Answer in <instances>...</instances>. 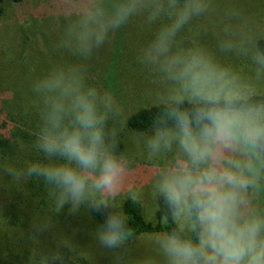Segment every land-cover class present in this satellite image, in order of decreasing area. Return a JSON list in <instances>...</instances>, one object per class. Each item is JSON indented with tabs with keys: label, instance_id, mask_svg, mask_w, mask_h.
<instances>
[{
	"label": "clouds",
	"instance_id": "clouds-1",
	"mask_svg": "<svg viewBox=\"0 0 264 264\" xmlns=\"http://www.w3.org/2000/svg\"><path fill=\"white\" fill-rule=\"evenodd\" d=\"M211 0H65L61 46L77 63L56 65L33 80L35 159L0 162L11 185L43 182L54 212L32 222L28 264L91 259L67 236L52 247L39 235L67 208L102 213L92 238L118 264L129 244L120 199L141 203L136 163L119 148L127 127L117 96L91 82L87 62L133 17L157 25L138 60L164 83L156 113L132 131L150 170L148 188L167 225L151 233L149 255L133 264H264V43L225 25L221 52L244 57V74L208 48L178 37L209 12Z\"/></svg>",
	"mask_w": 264,
	"mask_h": 264
},
{
	"label": "rangeland",
	"instance_id": "rangeland-1",
	"mask_svg": "<svg viewBox=\"0 0 264 264\" xmlns=\"http://www.w3.org/2000/svg\"><path fill=\"white\" fill-rule=\"evenodd\" d=\"M64 2L24 0L18 5H5L0 17V82L2 64L15 61L19 55H26L28 50L31 53L27 57V72L33 78H38L53 66L78 62L77 57L61 46L65 26L61 12ZM225 25H231L234 29L242 27L257 40L264 38V0H211L209 12L195 18L178 40L184 46L202 45L215 53L223 63L234 66L241 73L251 74L253 69L246 58L218 49V39ZM156 27L146 24L143 16L133 17L122 29L113 33L110 40L87 62L90 81L117 96L123 119L131 110L154 105L157 95L165 87L155 73L138 60L139 50L151 39ZM1 90L0 135L8 133L6 136H9L10 130L19 126L15 121L17 114L21 113V104L15 99H8V93L4 92L6 89ZM3 100L8 101L10 108L1 106ZM9 112L14 115L15 121L8 122ZM30 116L33 119L36 117L34 112ZM131 137L132 132L124 129L120 134L119 148L136 163V177L144 185L141 197L143 216L147 221H154L156 199L148 188L150 170L146 166L142 147ZM20 151L23 154L31 153L29 145H21ZM35 158L17 157L12 160L0 159V162L22 164ZM118 199L121 207L124 200ZM51 215L54 212L42 181L30 179L19 185H11L9 178L0 173V264H28L31 246L28 237L32 234V222L37 217ZM12 221H16L17 226H12ZM53 223V231L39 235L42 247H52L57 238L67 236L75 248L91 253L89 260L71 253L78 264H118L109 253L95 244L92 232L97 224L89 210L82 209L79 214L70 215L65 208L53 217ZM149 238V234H144L129 242L120 264H133L138 257L151 254L152 250L147 244Z\"/></svg>",
	"mask_w": 264,
	"mask_h": 264
},
{
	"label": "trees",
	"instance_id": "trees-1",
	"mask_svg": "<svg viewBox=\"0 0 264 264\" xmlns=\"http://www.w3.org/2000/svg\"><path fill=\"white\" fill-rule=\"evenodd\" d=\"M24 0H0V17L4 13V7L6 4L18 5ZM258 41L264 43V38L258 39ZM28 54L19 55L18 58L11 63H3V70L1 75L0 90L8 93V99H15L21 104V113L17 114L16 121L14 115L9 112L8 122L15 121L18 122L19 126L14 128L13 131L10 130V135L6 134L0 135V159L1 160H12L17 157H22L24 159L33 156L34 158L38 155L32 150V138L33 132L37 124V117L33 119L30 116L31 112L36 115V105L37 99L33 96L31 91V85L33 80L37 77L29 75L27 72L28 59L30 56ZM26 52V51H25ZM24 52V54H25ZM6 100H3L1 106H8ZM155 105V104H154ZM154 105H146L138 107L135 110H131L125 117L124 120L127 121L126 130L132 132L133 130L144 129L148 126L156 113V108ZM8 108H10L8 106ZM18 118V119H17ZM6 122V121H5ZM4 122V124H6ZM21 145H29L31 153L23 154L20 153ZM121 212L126 218L128 226L129 242L138 236L144 234H149L155 232L167 226L163 222L164 210L158 200H156V211L154 214V221H147L142 212V203H133L131 201L124 200L121 207ZM90 216L95 222L99 224L103 219L102 213L90 211ZM12 226H17L16 221L10 222ZM69 260L71 264H78L72 257L71 253H68Z\"/></svg>",
	"mask_w": 264,
	"mask_h": 264
}]
</instances>
